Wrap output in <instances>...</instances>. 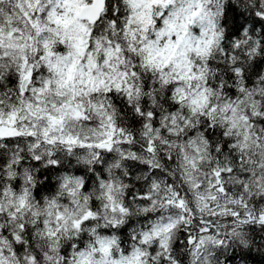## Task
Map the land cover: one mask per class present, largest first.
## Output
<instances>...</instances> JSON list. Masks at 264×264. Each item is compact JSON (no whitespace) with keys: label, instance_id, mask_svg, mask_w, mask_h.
<instances>
[{"label":"snow or ice","instance_id":"6c2138e0","mask_svg":"<svg viewBox=\"0 0 264 264\" xmlns=\"http://www.w3.org/2000/svg\"><path fill=\"white\" fill-rule=\"evenodd\" d=\"M262 66L264 0H0V264H264Z\"/></svg>","mask_w":264,"mask_h":264},{"label":"clouds","instance_id":"9594fccd","mask_svg":"<svg viewBox=\"0 0 264 264\" xmlns=\"http://www.w3.org/2000/svg\"><path fill=\"white\" fill-rule=\"evenodd\" d=\"M248 70H249V72H251L252 71V67H249ZM220 71H223V69H220ZM260 71H261L262 74H264V66L261 67ZM130 119H131V116L128 117V120H130ZM66 163H68V162L66 161ZM71 166L72 167L78 166L75 160L71 161ZM130 167L132 168V171H136L135 164H130ZM97 175H99V174L97 173ZM137 175H139V172H137ZM128 179L134 180L135 177H133V176H131V174H129Z\"/></svg>","mask_w":264,"mask_h":264}]
</instances>
